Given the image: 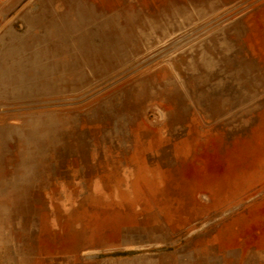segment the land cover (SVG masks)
I'll list each match as a JSON object with an SVG mask.
<instances>
[{
    "label": "rangeland",
    "instance_id": "1",
    "mask_svg": "<svg viewBox=\"0 0 264 264\" xmlns=\"http://www.w3.org/2000/svg\"><path fill=\"white\" fill-rule=\"evenodd\" d=\"M0 264H264V0H0Z\"/></svg>",
    "mask_w": 264,
    "mask_h": 264
},
{
    "label": "crops",
    "instance_id": "2",
    "mask_svg": "<svg viewBox=\"0 0 264 264\" xmlns=\"http://www.w3.org/2000/svg\"><path fill=\"white\" fill-rule=\"evenodd\" d=\"M193 177L192 175H190V173L188 171H182L180 173V176H179V180H180V185L183 187V188H187L190 186L191 182H193ZM237 185H230V188L231 189H234L236 188Z\"/></svg>",
    "mask_w": 264,
    "mask_h": 264
},
{
    "label": "trees",
    "instance_id": "3",
    "mask_svg": "<svg viewBox=\"0 0 264 264\" xmlns=\"http://www.w3.org/2000/svg\"><path fill=\"white\" fill-rule=\"evenodd\" d=\"M103 257H105V255H102V256L100 255V256H99V258H103Z\"/></svg>",
    "mask_w": 264,
    "mask_h": 264
}]
</instances>
